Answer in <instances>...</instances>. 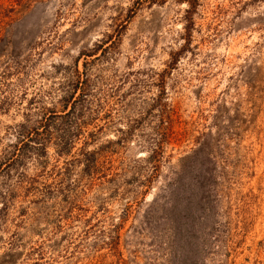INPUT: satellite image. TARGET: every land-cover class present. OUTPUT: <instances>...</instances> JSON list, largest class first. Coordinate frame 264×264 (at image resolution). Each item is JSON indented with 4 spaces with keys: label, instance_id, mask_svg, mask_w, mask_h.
I'll list each match as a JSON object with an SVG mask.
<instances>
[{
    "label": "rangeland",
    "instance_id": "obj_1",
    "mask_svg": "<svg viewBox=\"0 0 264 264\" xmlns=\"http://www.w3.org/2000/svg\"><path fill=\"white\" fill-rule=\"evenodd\" d=\"M0 264H264V0H0Z\"/></svg>",
    "mask_w": 264,
    "mask_h": 264
},
{
    "label": "trees",
    "instance_id": "obj_2",
    "mask_svg": "<svg viewBox=\"0 0 264 264\" xmlns=\"http://www.w3.org/2000/svg\"><path fill=\"white\" fill-rule=\"evenodd\" d=\"M74 68L75 69L72 72L73 77H72L70 83L68 84V86L70 87L71 93L68 95L67 100H65V104H67V105L70 104L71 109H74L75 105L78 104V105H80V108L82 110V109H84V104H85L83 96L85 95V92H86L87 81H86V79H82L83 74L78 71L76 65ZM74 98H75V100L73 101ZM65 108H67V106ZM18 135H20L22 138H24L26 135H28V132L20 131V133ZM50 136L51 135L49 134V137ZM74 138H76V135H72L71 140H69L67 143L65 142L64 146L70 145V143L72 142V140ZM32 142L35 144H38L39 148L43 147V150L45 149L46 141L42 140L39 137V135ZM90 172L91 171L89 170V173Z\"/></svg>",
    "mask_w": 264,
    "mask_h": 264
}]
</instances>
